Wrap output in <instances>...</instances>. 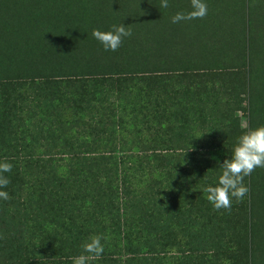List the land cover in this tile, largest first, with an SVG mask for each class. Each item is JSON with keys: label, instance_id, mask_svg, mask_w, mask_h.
<instances>
[{"label": "trees", "instance_id": "obj_1", "mask_svg": "<svg viewBox=\"0 0 264 264\" xmlns=\"http://www.w3.org/2000/svg\"><path fill=\"white\" fill-rule=\"evenodd\" d=\"M107 28L101 25L100 30ZM133 34L136 41L128 47L123 41L122 53H135L143 46L141 27ZM96 46L97 57L92 63L84 61L86 67H48L53 73L85 70L84 78L58 74L48 79L51 74L40 73L43 80L36 81V87H2L14 77L0 79V162L12 164V170L4 173L10 183L0 189L11 197L0 199V264H72L70 258L82 254V245L93 231L103 237L104 251L89 264H222V254L233 257L239 249L244 252V264H250V205L246 204L241 223L226 219L223 209L211 210L207 199L194 201L191 197L192 182H196L190 175L193 168L203 165L210 169L211 162L207 164V155H200L203 159L195 163L200 141L181 135L189 122L184 123L188 120L181 121L177 114L181 106L175 81L166 87V107L157 92L161 76H151L157 87L149 90L145 87L147 72L133 68L143 66L142 57L120 62L109 57L112 51ZM243 65L247 86L248 57ZM106 68L113 71L103 72ZM89 80L93 84L108 80L109 87H74ZM122 95L129 99L128 104L115 103ZM74 133L82 138L84 151L66 152ZM180 148L187 150L185 154ZM45 151L62 155L47 157ZM57 164L59 172L49 170ZM93 169L95 186L76 182L79 174L92 177ZM41 173H45L43 177ZM183 178V188L187 187L180 192ZM43 180H51L55 186L49 221L43 206ZM198 182L205 188L214 186L216 180L206 174ZM83 190L89 197L94 192L95 209L86 211L89 237L72 229L76 199ZM28 192L32 199L25 196ZM183 193L187 199L179 203L178 195ZM63 219L69 227L60 237L57 232ZM48 223L55 236L49 233ZM231 230L241 234L240 238L230 241ZM228 242H234L235 251L227 247Z\"/></svg>", "mask_w": 264, "mask_h": 264}, {"label": "rangeland", "instance_id": "obj_2", "mask_svg": "<svg viewBox=\"0 0 264 264\" xmlns=\"http://www.w3.org/2000/svg\"><path fill=\"white\" fill-rule=\"evenodd\" d=\"M246 1L205 0L208 11L203 19L172 23L171 18L177 12L186 13L191 10L190 0H168L167 8L160 6L161 0H0V79L14 77L11 84L1 86L36 87L35 82L43 80L41 76L38 77L40 73L51 74L46 77L48 79L58 74L69 78H84L85 70L75 72L71 69L73 72L53 73L48 67L56 64L80 67L87 60L92 63L97 57L93 47L100 44L92 32L93 29L100 30L101 25L108 26L107 30L121 22L128 25L132 35L124 38L123 41L128 42L126 47L130 42L136 41L133 32L141 27L144 43L140 49L135 53H122L120 46L112 54L109 53V57L115 56L120 62L142 57L143 66L133 68L147 72L149 79L145 81V87H149V90L157 87L156 80L151 76L156 73L161 76L162 85L160 84L157 92L163 98L161 104L166 103V107L169 102L165 97L166 87H170L175 81L176 89L180 90L177 97L181 106L177 114L181 121L188 120L183 122H189L190 126H183L181 135L200 141L195 153L193 152L197 154L195 163L202 158L200 155H207V164L211 162L210 169L203 165L195 166L190 175L196 182L206 174L217 181L219 164L230 158L240 135L248 128L264 125V0H248V5ZM54 12L57 14H52ZM84 38L86 40L82 43ZM246 57L249 58L250 73L247 86L244 81L247 77L246 67L243 65ZM102 71L113 70L106 68ZM117 71L122 70L117 68ZM74 87L109 85L108 80L101 81V84H93L89 80L84 85L75 83ZM128 102L125 95L115 99V103L119 105H126ZM208 126L210 127L204 130ZM81 139L80 135L78 137L74 133L70 148L64 150L84 151V146L80 145ZM185 147L187 146L182 148ZM180 150L181 154L187 151ZM194 150L195 147L192 151ZM44 153L47 157L50 154L62 155L50 151ZM49 170L58 171V164L55 169ZM91 172L92 177L86 173L79 174L76 182L95 186L94 169ZM43 174L45 173H41L42 177ZM179 181V190L182 192L187 187L183 188L186 179ZM196 182H192L191 197L194 201L205 200L204 184ZM42 184L46 185L42 194L47 213L45 218L49 221L53 216L55 186L53 187L51 180H43ZM244 184L249 188L248 195L240 202L233 199L231 209H223V212L227 214L226 219H237L242 223L247 211L246 204L250 205V264H264V168H257L245 177ZM32 195V192H28L25 196L32 199ZM86 195L84 190L83 194H79L76 199L77 210L72 215V229H78L77 235L80 236H88L91 227L85 224L86 211L89 208L91 211L95 209L94 192H91V197ZM184 195L185 193L178 195L179 203L187 199ZM210 208L217 211L212 205ZM67 222L62 220V227L57 232L60 237L67 232ZM48 226L51 227L49 233L55 236L52 225L48 223ZM34 232L37 233L35 230L32 233ZM94 235L93 231L91 236ZM240 235L231 230L228 239L235 241ZM227 245L231 251L236 250L234 242H228ZM220 257L222 264H244V252H240V249L233 257H226L225 254Z\"/></svg>", "mask_w": 264, "mask_h": 264}, {"label": "clouds", "instance_id": "obj_3", "mask_svg": "<svg viewBox=\"0 0 264 264\" xmlns=\"http://www.w3.org/2000/svg\"><path fill=\"white\" fill-rule=\"evenodd\" d=\"M161 7H169L168 0H161ZM190 11L177 12L171 19L172 23L184 20L203 19L207 15L205 0H190ZM93 37L100 42L105 51H116L122 45L124 38L132 35L130 27L122 22L113 25L108 31L93 29ZM220 174L215 185L206 186L203 191L206 199L214 209H231L233 199L242 201L249 193L244 184V178L251 175L257 168H264V125L248 128L237 140L232 149V155L219 164ZM12 170V164L0 162V189H6L10 180L4 173ZM9 193L0 190V199L9 200ZM101 235L88 238L82 245L83 252L71 257L72 264H89L93 258H99L104 245Z\"/></svg>", "mask_w": 264, "mask_h": 264}]
</instances>
